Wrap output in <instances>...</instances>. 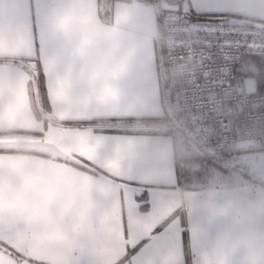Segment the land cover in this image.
I'll return each mask as SVG.
<instances>
[{"label":"crops","instance_id":"obj_1","mask_svg":"<svg viewBox=\"0 0 264 264\" xmlns=\"http://www.w3.org/2000/svg\"><path fill=\"white\" fill-rule=\"evenodd\" d=\"M163 1L264 27V0ZM162 82L154 0H0V264H264L263 186L182 191L168 135L101 130L162 118Z\"/></svg>","mask_w":264,"mask_h":264},{"label":"built area","instance_id":"obj_2","mask_svg":"<svg viewBox=\"0 0 264 264\" xmlns=\"http://www.w3.org/2000/svg\"><path fill=\"white\" fill-rule=\"evenodd\" d=\"M154 0L168 120L177 175L188 161L219 158L240 186L243 150L264 149V27L232 18L189 17ZM112 0H100L110 13ZM198 168V167H197ZM180 185V179H179ZM204 185L209 184L208 181Z\"/></svg>","mask_w":264,"mask_h":264},{"label":"rangeland","instance_id":"obj_3","mask_svg":"<svg viewBox=\"0 0 264 264\" xmlns=\"http://www.w3.org/2000/svg\"><path fill=\"white\" fill-rule=\"evenodd\" d=\"M178 12L183 13L189 17H195L200 14L192 13L189 8L180 5ZM203 16V15H200ZM205 16V15H204ZM203 16V17H204ZM200 18V17H197ZM214 18V17H205ZM216 18V17H215ZM219 18V17H217ZM259 24V23H258ZM164 82H162L163 87ZM39 119L45 114V109L41 107L36 109ZM164 115L159 120H143L138 123H128L125 126L117 128H104L101 130L118 132V131H128L137 133H153L168 135V120L166 109H163ZM108 126H115L114 124ZM39 134H37L38 136ZM239 147L243 150L242 164L245 166L246 171L240 173V179L244 182L250 181L264 187V149L257 148L249 142L239 144ZM198 167V168H197ZM234 170V169H231ZM230 167L225 165L221 159L214 158V160H206V163L201 161H188L183 164L179 175H177V182L179 184L180 179V190H195L204 185L207 181L209 186L216 187V184L227 183L231 180ZM177 172V170H176ZM242 183V184H243Z\"/></svg>","mask_w":264,"mask_h":264},{"label":"snow or ice","instance_id":"obj_4","mask_svg":"<svg viewBox=\"0 0 264 264\" xmlns=\"http://www.w3.org/2000/svg\"><path fill=\"white\" fill-rule=\"evenodd\" d=\"M33 47L35 46V42L33 41ZM134 225H130L132 227ZM157 229H160L157 231ZM184 231V230H183ZM188 232L192 231L191 226L187 228ZM169 233L168 229L165 227L164 223L161 222L160 224H152L147 229V235L143 238V243L140 244V249H163L168 243ZM135 247V246H134Z\"/></svg>","mask_w":264,"mask_h":264},{"label":"trees","instance_id":"obj_5","mask_svg":"<svg viewBox=\"0 0 264 264\" xmlns=\"http://www.w3.org/2000/svg\"><path fill=\"white\" fill-rule=\"evenodd\" d=\"M100 1V0H99ZM113 2L115 1V0H112ZM201 15V14H200ZM200 15H198V16H195V17H200V18H205L206 16H200ZM34 70H35V82H36V85H37V87H38V97H39V101H40V105H41V107L42 108H44L45 110H46V96H45V91H44V86H43V78H42V73H41V71H40V69L38 68V67H35L34 68ZM264 73V72H263ZM258 90L260 91V92H262V91H264V74H262L261 76H259V78H258ZM34 104V103H33ZM33 109H34V111H36V113H37V110H36V107L34 106L33 107ZM35 113V114H36ZM37 116H38V114H36ZM71 126H81V125H79V124H70ZM118 132H120V133H130V132H128V131H124V130H122V131H118ZM154 133V132H153ZM74 166H76V165H74ZM77 167H79L80 169H82V170H85V171H88V172H90V170L88 169V168H86V167H80V166H77ZM6 251H8L13 257H15V258H17V259H22V257L21 256H19L17 253H15L14 251H12V250H6Z\"/></svg>","mask_w":264,"mask_h":264},{"label":"water","instance_id":"obj_6","mask_svg":"<svg viewBox=\"0 0 264 264\" xmlns=\"http://www.w3.org/2000/svg\"><path fill=\"white\" fill-rule=\"evenodd\" d=\"M162 4H163V7L165 8V9H168V10H174V6H172V5H169L167 2H165V1H163L162 2Z\"/></svg>","mask_w":264,"mask_h":264}]
</instances>
